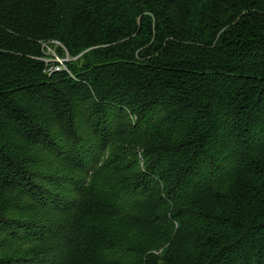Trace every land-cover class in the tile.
Listing matches in <instances>:
<instances>
[{"label":"trees","instance_id":"trees-1","mask_svg":"<svg viewBox=\"0 0 264 264\" xmlns=\"http://www.w3.org/2000/svg\"><path fill=\"white\" fill-rule=\"evenodd\" d=\"M89 234L100 264H264V0H0V264Z\"/></svg>","mask_w":264,"mask_h":264},{"label":"rangeland","instance_id":"rangeland-1","mask_svg":"<svg viewBox=\"0 0 264 264\" xmlns=\"http://www.w3.org/2000/svg\"><path fill=\"white\" fill-rule=\"evenodd\" d=\"M208 203L214 204L215 206L218 205L214 200L210 198L207 199V197H202L197 199V202L194 205V209H196L197 204L202 207H206L205 205H208ZM106 242L107 240L104 236L103 238H101L96 237L94 234H89L84 242H78V244L74 246V249L78 251L72 257L73 264H100V259L96 253L95 248L102 243L106 244Z\"/></svg>","mask_w":264,"mask_h":264},{"label":"built area","instance_id":"built-area-1","mask_svg":"<svg viewBox=\"0 0 264 264\" xmlns=\"http://www.w3.org/2000/svg\"><path fill=\"white\" fill-rule=\"evenodd\" d=\"M54 44L61 46L57 41H53ZM43 47L46 49V51L49 53V55H51V57H49V59L46 60V62L50 63V66L48 68V73L51 74L52 72H56V71H68V68L66 67V61H68V52L65 51V49H63L66 52V57L62 58L60 57L56 52H54L53 48L50 46L43 45Z\"/></svg>","mask_w":264,"mask_h":264}]
</instances>
